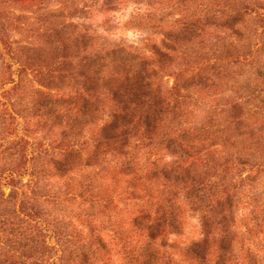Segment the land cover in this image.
Wrapping results in <instances>:
<instances>
[{"label": "rangeland", "instance_id": "374dc122", "mask_svg": "<svg viewBox=\"0 0 264 264\" xmlns=\"http://www.w3.org/2000/svg\"><path fill=\"white\" fill-rule=\"evenodd\" d=\"M87 42L133 51L178 106L130 140L131 169L95 152L102 111L75 143L65 129ZM54 220L95 264H141L148 243L157 264H264V0H0V264H63Z\"/></svg>", "mask_w": 264, "mask_h": 264}, {"label": "trees", "instance_id": "16d2710c", "mask_svg": "<svg viewBox=\"0 0 264 264\" xmlns=\"http://www.w3.org/2000/svg\"><path fill=\"white\" fill-rule=\"evenodd\" d=\"M79 38L83 40L85 35L81 36L79 33L74 40L75 47L81 49L78 43L81 41ZM89 42H87L88 47L83 51L87 55L83 65L84 70L74 78L78 86L77 96L70 101V104L74 106L75 113L73 116L71 114L67 116L65 129L69 130L70 138L75 143L77 137H79L78 132L87 125L92 124L98 116V112L102 111V114H105L108 120L101 125L100 133L91 139L96 147L95 152L107 149V151H113L114 156L123 155L127 157L129 155L127 150L131 146L129 143L132 138L140 137L144 141L157 139L159 134H155L154 137L151 136L155 130L171 128L170 125L175 123L179 117L178 106L171 105L159 88H153L154 84L151 81V76L147 74L146 67L132 53L133 51L119 46L109 48L104 44L98 45L97 42ZM155 53L163 52L156 50ZM57 103L39 98L33 104L34 106L50 107L49 110L54 114L65 109L60 106V103ZM66 113H69L68 110ZM180 135L185 137H177L180 143L172 144L174 149L189 145L186 135ZM164 137L174 139L171 133ZM185 142L188 144H185ZM133 155L136 154L130 153L128 159L122 160L120 168L131 169L135 165L134 160L131 158ZM73 158L74 155L70 154L63 163L61 160L63 167H66L61 169L65 170L68 165H74ZM134 159L137 158L134 157ZM142 168L140 167L139 170ZM174 177L176 181L178 176ZM194 191L200 192L201 189H194ZM38 222L39 220H36L37 224ZM42 224H44L43 231L50 232L56 238L58 247L55 252L58 253L57 257L63 264H95L91 262L88 256L89 252L84 250L83 247L79 249L81 250V256L74 255L73 249L76 246H72L69 234L59 221H47L42 222ZM149 229L152 231L155 227L152 225ZM188 248L197 255L196 259L204 260L206 258L201 243L191 244ZM200 248L201 252L199 253L197 251ZM43 257L39 256L38 258L42 261L40 264L45 262ZM134 258L136 261H140L141 264H157L159 260V257L155 256L150 243L147 244V248L135 254ZM17 264H20V262ZM48 264L56 263L48 262Z\"/></svg>", "mask_w": 264, "mask_h": 264}]
</instances>
